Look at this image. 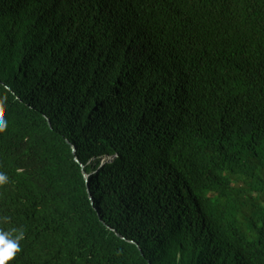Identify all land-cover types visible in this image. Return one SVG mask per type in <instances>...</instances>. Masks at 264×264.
I'll return each mask as SVG.
<instances>
[{"label":"trees","instance_id":"trees-1","mask_svg":"<svg viewBox=\"0 0 264 264\" xmlns=\"http://www.w3.org/2000/svg\"><path fill=\"white\" fill-rule=\"evenodd\" d=\"M0 112L13 264H264V0H0Z\"/></svg>","mask_w":264,"mask_h":264},{"label":"clouds","instance_id":"clouds-1","mask_svg":"<svg viewBox=\"0 0 264 264\" xmlns=\"http://www.w3.org/2000/svg\"><path fill=\"white\" fill-rule=\"evenodd\" d=\"M7 121L0 112V132L6 131ZM9 182L6 174L0 173V186ZM10 217H3L2 222L8 223ZM25 238V232L22 229L4 230L0 228V264H13V260L22 251L20 242Z\"/></svg>","mask_w":264,"mask_h":264},{"label":"rangeland","instance_id":"rangeland-1","mask_svg":"<svg viewBox=\"0 0 264 264\" xmlns=\"http://www.w3.org/2000/svg\"><path fill=\"white\" fill-rule=\"evenodd\" d=\"M110 160H112V157L104 158L103 161H102V163H104V162H106V161H110Z\"/></svg>","mask_w":264,"mask_h":264},{"label":"water","instance_id":"water-1","mask_svg":"<svg viewBox=\"0 0 264 264\" xmlns=\"http://www.w3.org/2000/svg\"><path fill=\"white\" fill-rule=\"evenodd\" d=\"M72 148H73V153L75 154V152H76V148H75V146H73ZM76 161H78L77 158H76Z\"/></svg>","mask_w":264,"mask_h":264}]
</instances>
